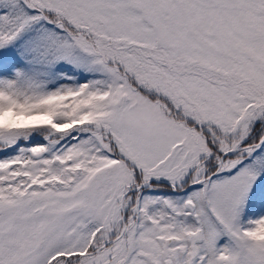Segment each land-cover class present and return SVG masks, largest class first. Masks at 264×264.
Instances as JSON below:
<instances>
[{
    "label": "snow or ice",
    "instance_id": "6c2138e0",
    "mask_svg": "<svg viewBox=\"0 0 264 264\" xmlns=\"http://www.w3.org/2000/svg\"><path fill=\"white\" fill-rule=\"evenodd\" d=\"M0 264H264V0H0Z\"/></svg>",
    "mask_w": 264,
    "mask_h": 264
}]
</instances>
